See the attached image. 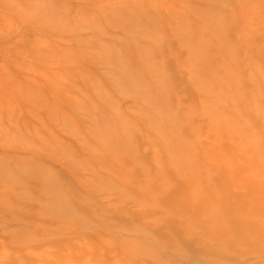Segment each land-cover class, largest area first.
Returning a JSON list of instances; mask_svg holds the SVG:
<instances>
[{
  "label": "rangeland",
  "instance_id": "374dc122",
  "mask_svg": "<svg viewBox=\"0 0 264 264\" xmlns=\"http://www.w3.org/2000/svg\"><path fill=\"white\" fill-rule=\"evenodd\" d=\"M0 264H264V0H0Z\"/></svg>",
  "mask_w": 264,
  "mask_h": 264
},
{
  "label": "bare ground",
  "instance_id": "6f19581e",
  "mask_svg": "<svg viewBox=\"0 0 264 264\" xmlns=\"http://www.w3.org/2000/svg\"><path fill=\"white\" fill-rule=\"evenodd\" d=\"M133 24H135V23L133 22L130 25H133ZM138 49L139 50L137 52H141V53H143L145 55H149L151 52H153V49L151 48V46H149L147 44H143L142 47H140ZM161 82L162 81L159 78L158 79V82H156L151 87L145 86V88H146V90H145L144 87H142L143 86L142 82H140L138 80L135 81L132 78L127 77L125 79V81H124V83H125L124 85H128V84L135 85V88H137L139 90V92L141 93V95H144L145 97H149V99L152 100L154 103H159L160 104V103H164L165 100H166V98H167V93H166L167 91H165V90L163 91ZM153 119L156 120L157 117L154 116ZM114 121H115V118H114ZM161 122H162V124L170 125L171 124V117L169 115H163L160 118V122H158L157 124L160 125ZM128 138H129L128 135L127 136H124V139H128ZM44 178L47 179V181L50 180V177H48V176H45Z\"/></svg>",
  "mask_w": 264,
  "mask_h": 264
}]
</instances>
